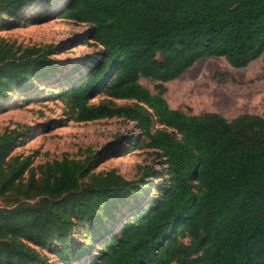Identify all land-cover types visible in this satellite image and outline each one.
Returning a JSON list of instances; mask_svg holds the SVG:
<instances>
[{"label":"trees","instance_id":"trees-1","mask_svg":"<svg viewBox=\"0 0 264 264\" xmlns=\"http://www.w3.org/2000/svg\"><path fill=\"white\" fill-rule=\"evenodd\" d=\"M38 1L0 0V27ZM59 17L89 26L100 47L58 97L68 118L133 123L138 134L129 147L153 150L166 177L139 205L155 177L150 167L146 180L129 181L115 169L96 172L99 154L34 165L31 155L13 154L29 128L5 130L0 264H45L40 250L52 245L62 247V264L81 258L93 250L78 247L82 226L98 245L85 264H264V118L189 115L164 98V84L199 60L223 58L243 69L259 59L264 0H68ZM54 53L52 45L21 48L0 38V101L64 69ZM140 79L157 82L156 93ZM96 95L103 102L91 105Z\"/></svg>","mask_w":264,"mask_h":264},{"label":"rangeland","instance_id":"rangeland-1","mask_svg":"<svg viewBox=\"0 0 264 264\" xmlns=\"http://www.w3.org/2000/svg\"><path fill=\"white\" fill-rule=\"evenodd\" d=\"M30 6L18 19H3L0 38L21 48L55 46L51 57L65 66L46 80L37 81L27 93H10L0 101V134L5 130L29 128V133L18 142L13 154L33 157V164L60 160L63 156L83 160L99 154L94 159L96 172L115 169L129 181L146 180L144 169L155 172L147 179L146 197L156 195V185L166 177V169L160 164L155 152L150 149H132L129 143L137 138L135 125L124 118L101 119L88 123H76L66 115L59 100L60 93L90 68L99 56L100 47L90 39V27L61 19L59 13L68 0H39ZM10 22V26H5ZM79 65L75 71L74 67ZM217 75V76H216ZM219 75V76H218ZM228 77L221 81V77ZM140 84L152 94L156 93L157 82L140 79ZM164 98L171 109L189 115L217 113L228 121L244 114L264 118V53L243 69L230 67L223 58H207L197 61L181 77L164 84ZM100 95L90 100L91 105L103 102ZM118 106L132 104L114 101ZM24 137V138H23ZM121 139L122 141H119ZM157 196H155L156 198ZM1 205V201H0ZM134 207H129L132 211ZM107 223L106 228L112 226ZM82 226L75 240L78 247L92 245V252L71 260L66 264H85L92 259L97 243H92ZM92 243V244H91ZM61 246L40 250L45 264H62L57 251ZM69 254H74L70 250ZM64 264V263H63Z\"/></svg>","mask_w":264,"mask_h":264}]
</instances>
